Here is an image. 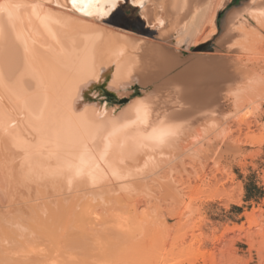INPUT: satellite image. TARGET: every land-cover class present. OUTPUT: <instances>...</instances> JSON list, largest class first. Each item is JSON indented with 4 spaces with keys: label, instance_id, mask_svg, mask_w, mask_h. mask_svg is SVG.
Masks as SVG:
<instances>
[{
    "label": "bare ground",
    "instance_id": "1",
    "mask_svg": "<svg viewBox=\"0 0 264 264\" xmlns=\"http://www.w3.org/2000/svg\"><path fill=\"white\" fill-rule=\"evenodd\" d=\"M134 1L142 3L141 16L150 25L160 26L162 30H159V34L163 36L165 34L166 19H169V17L165 18L168 7H171V10L178 14L176 19L179 23V20H182L179 14L180 8L184 12L181 15L189 17L190 12L193 14L199 9L200 6L196 4L204 0H171L168 7L167 0ZM81 2L82 0H77V5L74 7L71 0H0V168L4 174L0 176V180H2L0 181V183L2 182L0 190L5 189V192L3 191V194H0V264H95L96 261L93 259L96 255L94 254L98 252L97 254L101 256L107 251L104 246L109 248L106 240L108 239L109 242L113 234L114 240L119 239L118 237V239H115V235L118 234H116L117 231L111 226V223L116 222L119 231H122V227L123 229L126 226L129 227L128 221L123 220L127 218L126 216L120 219L111 215L113 216L111 218L112 208L110 210L109 207L117 202V205L120 204V206L128 204L132 206L133 200L136 198L131 201L133 198L131 196L134 195H130L131 192H128L130 196L127 195L131 198L129 200L132 203L128 202L129 200L124 201L127 204L122 203V205L121 200L115 202L114 197L118 198L119 195H113V197L110 194V183L112 184V179L115 182L117 178L121 177L122 168H125L122 165H124V162L128 163L129 158L123 162V159H126V157L124 158L126 156L124 154L126 145L129 144L126 149L130 154L136 152V150H131L134 151L131 153V148H129L131 144L129 142H132V140L134 142L136 139L133 138L136 135H140V138L138 141L136 140L138 145L136 143L135 145L138 148L141 145L139 149H142L144 157L151 160L144 161L146 159L143 160L141 155L139 158L137 153H142V151L138 148H134L138 152L133 155L136 154L135 157L137 156L141 161L147 163L152 161L151 163L155 165L151 169L157 168V164L160 168L161 163L165 159L171 160V157L172 159L175 157L181 158L182 160L179 161L181 163L185 160L184 155L192 146H194V149L198 148L197 146L195 148V144L201 147L196 151L193 149L192 156L194 155L201 160L209 154L207 152L208 147L213 148L211 150L212 156L219 153L218 150L221 149L219 148V142H212L208 145L203 143L204 134L207 131L202 132L203 128L206 127L205 123L208 117L218 112L220 105L219 107L215 106L218 108L216 111L210 109L213 111L208 110L207 113L201 114H199V111L206 106L209 108L208 106L216 101L220 92H227V90L229 92L238 83L237 74L241 73L240 67L238 68L235 63L230 62L228 54L217 50L218 47L222 45L224 47V44L229 41V34L221 37L223 39L214 46L213 53L192 54L191 59L184 61L179 56L169 53L164 47L165 42L156 43V41L147 37L135 36L129 31L98 20L97 15L100 14L103 18L107 17L108 11L111 10L109 0L85 3L84 8L87 12H91V15H86L84 11L79 10ZM255 13L259 15L260 19L264 16V12L262 17L259 12L254 11L253 15ZM232 17L233 14L229 16L228 21H225V23L228 22L229 24ZM165 36L163 38L166 40ZM221 38L219 37V40ZM233 47H229L230 51L233 50ZM165 57L167 58L164 59ZM161 59L166 62V68L164 67L165 77L168 78L169 72L175 70L176 75L180 77L178 81L182 86L181 91L185 93L186 97L184 101L180 99L183 103H180V101L179 107L176 106L177 109L180 108L175 114L176 116L172 114L180 124L170 128L164 127L155 132L152 130V126H147L152 121L151 103L153 102L146 98L142 101L139 98L144 97L142 96V86L149 87L151 85L150 78L154 74L150 70L151 64H156L158 63L157 60L160 61ZM160 64L163 65L164 63ZM164 74L162 73L160 76H164ZM154 87L156 88V86ZM249 87L246 85L238 90L247 92ZM245 88H247V91ZM134 90L140 92L139 96L129 102L126 101L132 96ZM156 90L158 91V89ZM166 91H169L168 88ZM158 92L162 93L160 90ZM182 92L180 93L183 97ZM173 97H177V100H179L178 96ZM218 99L220 100V98ZM159 106L157 108H160ZM162 107L160 110L163 109ZM155 109L153 111L155 113L152 115L156 114ZM138 110L143 111L141 116L146 126H142L141 122L138 125L136 124L139 117L135 114H138ZM160 118L159 115L156 120ZM208 120L213 121V119ZM244 122L241 125L246 123L247 126L248 123ZM204 125L205 127H202ZM141 136L143 137L141 138ZM261 138L264 139L263 136ZM140 139H142L141 144ZM175 144L181 146L171 148ZM169 146L173 150H170ZM167 147L169 151L165 150ZM180 150L182 152L186 151L178 156V153H181L178 152ZM230 150L232 151V149ZM173 151L178 153H173ZM191 151L192 149L189 153ZM126 153L128 157V152ZM169 154L171 156L167 158ZM205 154L207 155L204 156ZM209 157L211 158V156ZM132 158H130V161H133ZM138 160L133 162L132 165L130 162V167H136L138 163L141 164ZM134 163L137 164L134 165ZM144 167L148 169L147 166ZM125 169L123 170L125 171ZM133 171L135 172L137 169L135 168ZM139 171L141 172V169ZM148 171L150 170L148 169ZM129 173H132V176L129 174L131 180L136 176L134 174L138 172L133 173L131 169ZM165 175L161 183V187L167 192L164 193L163 191L164 196L166 194L165 200L167 198L171 200L172 204L177 205L182 203L183 196L178 193L181 191L184 193L187 187L184 186L185 182L181 183L179 178H174L171 181L169 175ZM168 178L170 181H168ZM152 179L154 181V178ZM130 182L131 184L126 183L129 187L124 186L126 189L130 188V185L133 188V182ZM117 184L119 186L120 183ZM121 184L123 186V183ZM158 184L154 185L157 187ZM176 184H179L178 186L182 190H179V188L177 190ZM202 185H204V182H202ZM217 185L216 183L214 186L212 185L213 187L209 186V189H205V191L214 194L211 189L214 188L213 191H220ZM139 186H137L138 190L141 188V185ZM143 186L146 188L145 184ZM159 187L156 189H159ZM203 187H206V185ZM21 188H24V191L22 189L23 192L26 191V188L28 191L33 190L34 194V189H36L39 195L43 193L41 189L44 190V193L46 192L45 188L52 190L50 191L52 195L58 194L63 189L62 193L64 194L60 193L58 196L60 197L61 194L62 197L65 194H69V196H64V199L60 197V200L59 197L58 200L50 199L51 197L48 195L50 192H47L45 197L50 198L43 200L44 202L38 201L41 203L39 204L36 202L40 198L38 193L35 197L29 191L31 193L30 198L34 195L36 201L32 198L28 200L30 198L24 196L22 191L20 192ZM144 188H141L140 191ZM160 189L159 192L162 191ZM198 189L202 191V188L200 190L198 187ZM114 190L116 189L113 188L112 191ZM128 190H131V188ZM237 190L242 194L240 187L222 192L231 200L230 202L235 203L237 198H235L234 192ZM133 192L136 193V191ZM93 193L104 196L103 199L100 198L101 201L106 196V204V199L113 197L111 199L114 202L110 201L111 199L109 200L108 204L113 203L109 205L108 213L105 212V214H109L110 222L113 218L119 220V225L117 221H112L107 223L110 226L107 224L104 226L102 220H96L97 222L94 220V218L99 217V214L95 209L92 213V200H96V194L93 197ZM114 193L116 194V191ZM27 194L29 195V193ZM122 194L126 196V193ZM150 194L148 193V195ZM125 196L124 199L127 198ZM21 197L24 199L26 197L28 201L20 199ZM49 200L50 204L54 201V206L45 202H49ZM141 200L143 201V199L135 201L133 205L136 207L135 210L144 204L145 200L143 203ZM32 201L34 202L32 203ZM101 201L98 203L97 198L99 205L105 204ZM43 203H45V208H40ZM99 205L98 207L102 208V205ZM122 208L124 207L122 206ZM104 210L102 209V212ZM92 214H98V216L93 215V218ZM252 215L249 214L248 223H251L254 219V217L251 219L250 216ZM92 218L95 221L94 223H102L101 226H104V229L111 227L116 232L111 229L115 233L111 232L103 237L100 232L101 234L104 233L103 235L106 232L105 230L99 232V229V234H97L95 232L96 228L92 229ZM105 218L109 221V218ZM121 220L127 225L124 222L122 223ZM120 223L121 227H119ZM96 226L98 225L96 224ZM125 230L121 234L127 235ZM93 233L101 238V240H98L95 237L97 242L93 241L96 244L99 243L98 246L100 245L99 247L102 249L104 247L103 251L99 252L96 249L97 245L92 242ZM121 234L119 233V235ZM101 241H106L103 247ZM92 243L95 248H93ZM101 248L100 250H102ZM46 252H49V255ZM102 262L101 260V263L96 262V264H102Z\"/></svg>",
    "mask_w": 264,
    "mask_h": 264
},
{
    "label": "rangeland",
    "instance_id": "2",
    "mask_svg": "<svg viewBox=\"0 0 264 264\" xmlns=\"http://www.w3.org/2000/svg\"><path fill=\"white\" fill-rule=\"evenodd\" d=\"M116 1H121V0H109V2L111 3L110 5L111 10L114 9L115 7L114 2ZM130 1L131 4L134 6H137L136 4H138V6L140 5V2L136 3L134 0H130ZM240 1L242 2V5L239 8L234 9L233 11L231 10V12L229 11L228 14L229 13L231 14L229 15L227 14L225 19H224L225 13L228 11L229 8L228 5L231 2V0H204L203 2H199L198 4H196L200 6L199 9L196 10L193 14L192 12H190L189 14L190 16L189 17L186 16L187 18L183 15L184 12L180 8L179 14L182 17V20H179L178 23L176 19L178 14L172 11L171 7L170 8L168 7L171 4V0H167L168 8H167V12L165 13L166 14L165 18L169 17V19H166V25L164 26L165 34L163 35V36L166 35L165 36L166 40L165 38H163V36H161V34H159L160 33L159 30L161 31L162 28L157 25H150V26H155L156 29L148 28L147 25H145L144 22L141 20L138 10H135L133 14H131L130 18L129 17L127 18L124 15L123 9H120L118 14L119 17L113 16L111 19H109V22L117 23L119 24V26L125 28L126 30L134 34H137L138 36L147 37L150 40L156 41V43L165 42L164 47L167 49V51L173 55L179 56V58H182V60L184 61H187V59L189 60V58L191 59L192 54H198V53L208 54L210 52L213 53L212 49H214V46L217 45V42H220L223 39L221 37H225V34L226 35L229 34L230 37V38L228 37L229 41L224 44V47L222 45L218 47L217 50L219 51L221 50L220 51L221 53L228 54L230 56L228 57L230 62L235 63L236 66H238V68L240 67L241 73L237 74L238 83L235 88H232L231 90H229V92L227 90L228 93L225 91L220 92L217 96L216 101L208 106L209 108H207L206 106L205 108L199 111V114L204 112L207 113L208 110L216 111V109H218L216 107H219V105L221 107V108L219 107L218 109L219 111L217 110L218 112H215V114L213 115L211 114L210 115L211 117L209 116L210 118L208 117V119H213V121L207 119V121L209 122L206 121L205 123L206 127L205 125L202 126L205 127L203 128L202 132L207 131L204 134L205 136L203 138L204 140L203 143H206L208 145V144H212V142H219L220 144L219 148L221 149L218 150L220 154L217 153L216 154L217 156L216 155L212 156L211 150H213V148L211 149L210 147H208L207 150L209 154L208 153H207L208 155L205 154L204 156L207 155V157L202 158V160L194 155L192 156L194 150L196 151L199 147H201L194 143L195 148L196 146L198 148L194 149L193 148L194 146H192V148H190V150L192 149L191 153H189L190 150L186 152L187 154H185L183 157L185 158V160L182 161V162L185 161L183 164L182 162L181 163L179 162L182 160L181 158L175 157L172 159L171 157V160L165 159L164 162L161 163L160 168H158V164H157L156 166L158 169L155 167L151 169V167L154 166L155 164H152L151 163L152 161L151 162L149 161L150 163H147L148 162L147 160L148 159L151 160V159L144 157L142 149H139L141 145H139V148L135 145V143L137 144L140 135H136V137L133 138L136 139L137 141L135 140L133 142L132 140V142L131 141L129 142L131 143L129 148H131L130 151L136 150V152L131 151V153L138 152V150L134 148H138L139 150H141L142 153L138 152L137 154L139 158L142 156L143 160L146 159L144 161L147 162H144L143 160L141 161V159H139L136 156L139 159L138 160L135 157L136 154L133 155L134 153L130 154V152L127 151L126 149V147H128L129 144L126 145L125 147L126 151L124 153L126 155L124 156V158L126 157V159L125 160L123 159V162L126 161L128 158L129 160H127L128 161L127 164L126 162H124L123 163L124 165H122V167L125 166V168L128 169L122 168L121 177L117 178L115 182L113 179L111 181V177L113 178V176L110 177V181L112 182V184L110 183L111 185L110 194L112 196L119 195L118 197L119 199L117 197H116L117 199L114 196L113 197L115 199V202L121 200L120 201L121 205L122 203L127 204V202L124 201H128L132 197L133 198L131 199V201L134 198H136L133 200L134 201L133 205L135 201H137L138 199L139 200L143 199V201L144 200L145 201L143 205H140L139 208L137 207V210L138 211L140 210L138 212L137 210H135L136 207H134L132 204H131L132 206H130V204L122 205L124 207L122 208L120 204L117 205L118 203L117 202L109 207V205L114 202V200H112L113 197L109 198L107 196L108 199H106L107 201L106 204L105 202L106 196L104 200L101 201L103 199L102 197L104 196L98 193L92 194L93 197H95L94 194H96V200L95 199L92 200V205H93L92 213H94V209H95V211L97 210V213L99 214V217L97 218H94V216L96 217V215L98 216V214L96 215L92 214V216L94 215L93 218L95 221L102 220L105 226V224L110 222V219L113 216L114 217L116 216L117 218L120 219L122 217L125 218L126 216L127 218L125 219H129V220H125L122 218L125 222L128 221L127 224L129 223V227L128 228L127 226L125 227V229L127 230L123 229V227L121 228L122 231L124 230L125 232L127 231V235L126 234L123 235L121 234L122 231L118 230V227L116 225L117 223L112 222V221H117L114 220L115 218H113V220L111 221L112 223L111 222L110 223L111 226H113L117 232L111 227H109L110 231H108L109 229L106 227H105L106 229H104L103 228L104 226L103 227L101 226L102 223L101 224L94 223L95 221H93L92 218V226H93L92 229L94 230L95 227L97 230V231L95 230V232H97V234H99L98 233L99 229H100L99 232L105 230L106 232L105 235H103L104 234L103 232H102L103 234H101L100 232V235H102L103 237L107 236L106 234L109 235V233L115 231L116 234H118L115 235L116 236L115 239L119 238L118 240H114L113 239L114 234L113 235L110 234L112 236L111 237L112 240L110 239L108 242V239L107 240L104 239L107 241L105 242L108 243L107 246L109 245V248L104 246L105 250L107 251L105 252V254H101L100 256V254H97L98 252L95 253L96 249L99 250V252L103 251L104 249L103 244L105 245V242L101 241L103 247L102 249L101 247H99L100 245L98 246L99 243L98 244L95 243L97 242L95 240L97 239L101 240V238H98V236H95L96 234L94 235L93 233L92 242L95 241L94 244L97 245L94 252L95 253L94 255L96 256L94 257V255H92L94 257V259L92 257L94 261L101 263L102 260L104 263L106 262L105 264H264V139L261 138L262 136L264 137V26H263L264 1L237 0L236 3H240ZM110 11H108V14ZM254 11L259 12L261 17L263 16V18L260 19L259 15H257L256 13L255 15H253ZM181 13L183 14L181 15ZM232 14H233L232 17L233 20L231 19V22L229 24L228 22L225 23V21H228L229 16ZM96 17L98 20H101L100 18H103L102 15L100 14L97 15ZM133 18L138 19V21L136 20V22L135 21L130 22L131 20H133ZM244 19L246 20L244 21ZM104 21L108 23L107 18H105ZM261 23L263 24L262 25L263 28L261 25L259 26V24ZM217 26L218 28L222 27V31L220 34L217 31ZM219 37L221 38L220 40ZM230 46L231 47L234 46L233 50H231L232 53H230L231 52L229 49ZM166 58L167 57H165L164 59ZM157 61L158 63L151 64L150 66V70H152V72L154 73L153 77L150 78L151 85H149V87L146 85L145 87L142 86L141 88L143 93L142 96L144 97L139 98L142 101L144 100V98H146L149 99L150 102L151 101L153 102L151 103L152 121L147 126H152L153 127L152 130H154L155 132H158L161 128L164 127L170 128L180 124V122L177 121L176 117H174L173 115H175L177 111H179L180 109V108L177 109L176 106L179 107L178 105L179 102L181 100L184 101V98L186 97L185 93L181 91L182 86L181 83H179L178 81L180 77L176 75L175 73L176 71L173 69L174 71H171L172 74L171 72H169L170 73L169 77L168 78L165 77L166 73L164 71V67L166 68V62H164V60L162 59L160 60L161 62L159 60ZM160 63H164V64L162 65ZM160 73L161 74L165 73L164 76L162 75L163 78L162 76H160L161 75ZM157 74L158 76H156ZM166 84L168 87L166 86ZM246 85L250 86L248 89L249 91H247V88H245L247 92L238 90V89H242ZM154 86H156V88ZM167 88L169 91H166ZM156 89H158V91L160 90L162 93H159ZM163 89L166 92H163L164 91ZM150 90L152 91V95ZM237 91L238 93H236ZM180 92L183 93V97ZM166 93L167 94L170 93V94L167 96ZM234 93L236 94V96ZM173 96H178L179 100H177V97H173ZM218 98H220V100ZM174 99L178 102H176ZM183 101H181L180 103H183ZM222 104L223 106H221ZM158 106L160 108L163 106L162 107L163 109L160 110V108H157ZM154 109L156 111V114L152 115L153 113H155L153 112ZM142 113H143L142 110H138V114H135L137 115V117H139L136 120V124L138 125L141 122L142 126H146L143 123V118L141 116ZM166 113H170V114L167 115ZM159 115L161 118L156 120L157 117H159ZM215 119L217 122L215 121ZM241 119L247 122L248 125L246 126V123ZM242 122H244L245 125L244 124L241 125ZM156 129L158 130L156 131ZM142 137L143 136H141V138ZM141 140L142 139H140V144H141ZM205 140L207 141L205 142ZM132 146L134 147L132 148ZM174 146H181V145L175 144L171 146V148H173ZM169 149L167 147L165 150L169 151ZM230 149H232V151ZM185 151L183 152L182 150L178 151L181 152V153L177 152L178 156H181ZM126 152H128V157ZM173 153L176 152L173 151ZM170 156L171 154H169L167 158H170ZM208 156H211V158L210 157L208 158ZM132 157L133 158L135 157L134 159L136 161ZM130 158H132L133 161H130L131 160ZM137 160L138 162L140 161L141 164L134 163V165L137 164L136 167L131 166L132 167L131 168L130 162L132 165L133 162H137ZM143 164L144 166H147L150 171H148V169H145ZM128 166L130 167V169ZM135 168L137 169V171L135 172L138 173L134 174L136 176L135 177L133 176L134 179L131 178L130 180L129 177L132 176L131 175L132 173H129V171H131L132 169V172L135 173L133 171ZM164 168L168 172L166 170H163ZM123 169H125V171ZM140 169L141 172L139 171ZM1 171L2 169L0 168V173H1L0 176L3 174V172ZM147 171L149 172L150 176H148L149 174ZM124 172L125 174H123ZM164 173L169 175V178L172 179L171 181H173L174 178L176 179L179 178L181 180V183L185 182L184 186L187 187L185 189L183 186V190L185 189L186 191L184 190V193L183 191L178 193L181 196H183L184 200L182 201V203H179L177 205L175 203L172 204V202H170L171 200L167 198L165 200L166 194L164 196V193L167 192H165V189L161 187V183L163 182L162 180L164 178L163 176L165 175ZM126 174L128 175L126 176ZM149 177L151 178V180ZM152 178H154V181H152L153 180ZM169 178L168 181H170ZM142 179H144L145 181H143ZM130 181L133 182L132 184L134 190L132 188V185H130L131 190H128L130 188L127 189L125 188L127 186L129 187V185L127 184L128 183L131 184ZM202 182H204V185H202ZM117 183L120 184L123 183V186H121L122 184L121 185L119 184L118 186ZM216 183L218 184L217 186L220 191H213L214 188L213 189L210 188L211 192H214V194L217 193L216 195H214L213 193H209L210 191L209 192L205 191V189H209V186L213 187ZM0 184H2V182ZM143 184H145L146 188H144V186L142 187ZM154 184L155 185L158 184L160 187L159 186L157 187H159V189L161 188L160 190L162 191L159 192L158 191L159 189H156L157 187ZM139 185H141V188L144 189L140 191L141 188H139L138 190L137 186ZM178 185L179 184L175 185L177 190L180 187ZM196 185L198 186L194 187ZM205 185L206 187H203ZM122 187L124 190L122 189ZM198 187L200 188V190L202 188V191H199ZM237 187H240L242 189V194L238 192L239 190L234 192L235 198H237L236 199L237 202H235L236 203L235 204L234 202H230L231 200H229V198L226 197L225 194L223 195L224 192L222 191L224 190L230 191L231 189ZM113 188L116 190L112 191ZM22 189L24 191V188H21L20 192L22 191ZM121 189L124 192H122ZM4 190L1 189L0 194H3ZM25 190H26L25 192L29 193V195L27 193L25 194V192L23 191L22 193H24L23 195L24 196L26 195V197L28 198H30L31 193L34 194L33 190H32L33 192L29 190L31 191V193L27 190V188ZM34 190H35L34 195L35 197H37L36 193L38 192H36L37 191L36 189ZM41 190L43 191L42 194L44 195L41 196L42 194L40 193L41 195H39L38 193L39 195L38 197L40 198H38L37 201L34 198V195L31 197L37 203L43 200H48L50 197H51L50 199L58 200L59 197L58 194L64 191L62 189L58 194L52 195L50 192L52 190L45 188L46 194L44 193L43 189ZM179 190H182V188H179ZM115 191L116 194L115 193L113 194V192ZM133 191H136V193L138 194H136ZM47 192H50V194H48L50 195V197L48 198L45 197L47 196ZM121 192L126 193V196ZM128 192H131V194L130 193L129 194L134 196H131L130 198ZM147 192L151 194L148 195ZM153 193H155L156 196ZM62 194L60 196L61 199H64L66 195L69 196V194H65L64 195L65 197L63 196L64 197L63 198ZM123 195L128 199L127 198L124 199ZM26 197L25 199L23 197H21L20 199H24L25 201L27 200ZM31 198L28 200H31ZM97 198H98V203L99 201H101V203H105L108 206H106L105 204H100L102 205L101 206L102 208L98 207L99 204L97 203ZM100 198L102 199L100 200ZM109 200L113 202L108 204ZM34 201H32V203ZM131 201L129 200L128 202ZM45 202L50 204V200L49 202L48 201ZM93 203H95L96 205H94ZM51 204H50L51 206H54L53 205L54 201ZM44 205L45 203H43V205L40 206V208L41 207L45 208ZM108 207L109 209L112 208V212L109 211L111 218L108 217L109 214H105V212L108 213L109 210ZM102 209L103 210L105 209L104 212H102ZM249 214L251 215L253 214L252 216H250L251 219L254 217L251 223L247 222ZM101 217L103 219H98ZM104 217L109 218V221L106 218L105 221ZM124 221H122V223ZM96 224L98 226H96ZM107 225L110 226L109 224ZM119 227H121V223ZM111 229H113L114 231L113 230L111 231ZM93 230L92 232H94ZM118 232L121 235H119ZM95 237L97 239H95ZM92 246L93 248H95L93 243ZM93 248L92 250L94 251ZM100 248L102 250H100ZM48 253L49 252H46L47 255H49ZM103 262L102 264H104Z\"/></svg>",
    "mask_w": 264,
    "mask_h": 264
},
{
    "label": "crops",
    "instance_id": "3",
    "mask_svg": "<svg viewBox=\"0 0 264 264\" xmlns=\"http://www.w3.org/2000/svg\"><path fill=\"white\" fill-rule=\"evenodd\" d=\"M236 1L237 0H231V2L228 5V7H229L228 8V11L225 13L224 19L226 18V16H227V14H228L229 11L234 10L236 8H239L242 5V2L241 1H240V3H236ZM114 4H115L114 9L109 12V14L107 15V17L101 18L102 21H104V19L107 18L108 23H106V24L111 25V26L116 27V28H119V29H122V30H125V31H128L125 28L119 26V24H117V23L109 22V19H111L113 16H118L119 17L118 14H119V10L120 9H123L124 15L127 18L128 17L130 18L131 14H133V12L135 10H138V12L140 14V17H141V20L144 22V24L147 25L148 28H151V29H154L155 28L156 29L155 26H150V24L148 23V21L141 16V10H142L141 3H140L139 6H138V4H136L137 6H134V5L131 4V1L130 0H123V1L121 0V1L114 2ZM136 20L138 21V19L133 18V20H131L130 22H132V21H135L136 22ZM217 31L220 34L221 31H222V27H219L218 28V26H217ZM132 34L135 35V36H138L137 34H134V33H132ZM139 94H140V92L138 90H136V91L134 90V93L132 94V96L129 99H127L126 101L129 102V101L135 99L136 97L139 96ZM124 100H122V101H124Z\"/></svg>",
    "mask_w": 264,
    "mask_h": 264
},
{
    "label": "snow or ice",
    "instance_id": "4",
    "mask_svg": "<svg viewBox=\"0 0 264 264\" xmlns=\"http://www.w3.org/2000/svg\"><path fill=\"white\" fill-rule=\"evenodd\" d=\"M72 5L75 7L77 5V0H71ZM85 3H97V0H82V2L79 5V10L80 11H84L86 15H91V12H87L84 8V4ZM142 3H141V7H142Z\"/></svg>",
    "mask_w": 264,
    "mask_h": 264
},
{
    "label": "trees",
    "instance_id": "5",
    "mask_svg": "<svg viewBox=\"0 0 264 264\" xmlns=\"http://www.w3.org/2000/svg\"><path fill=\"white\" fill-rule=\"evenodd\" d=\"M102 21V20H101ZM104 23H106L105 21H104Z\"/></svg>",
    "mask_w": 264,
    "mask_h": 264
}]
</instances>
